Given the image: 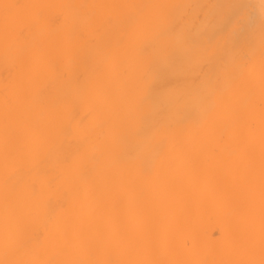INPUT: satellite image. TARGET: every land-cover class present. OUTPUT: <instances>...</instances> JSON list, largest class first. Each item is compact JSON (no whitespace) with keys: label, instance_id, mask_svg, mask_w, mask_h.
<instances>
[{"label":"bare ground","instance_id":"obj_1","mask_svg":"<svg viewBox=\"0 0 264 264\" xmlns=\"http://www.w3.org/2000/svg\"><path fill=\"white\" fill-rule=\"evenodd\" d=\"M0 264H264V0H0Z\"/></svg>","mask_w":264,"mask_h":264}]
</instances>
